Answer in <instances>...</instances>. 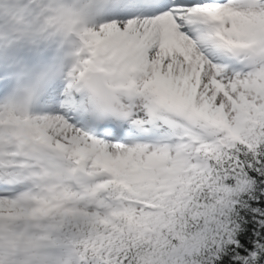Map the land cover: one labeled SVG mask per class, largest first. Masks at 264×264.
<instances>
[{
  "label": "snow or ice",
  "instance_id": "6c2138e0",
  "mask_svg": "<svg viewBox=\"0 0 264 264\" xmlns=\"http://www.w3.org/2000/svg\"><path fill=\"white\" fill-rule=\"evenodd\" d=\"M0 264H264V0H0Z\"/></svg>",
  "mask_w": 264,
  "mask_h": 264
}]
</instances>
